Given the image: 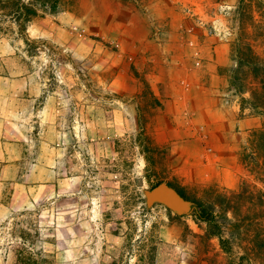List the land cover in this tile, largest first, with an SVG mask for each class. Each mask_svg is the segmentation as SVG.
Wrapping results in <instances>:
<instances>
[{
	"label": "rangeland",
	"instance_id": "rangeland-1",
	"mask_svg": "<svg viewBox=\"0 0 264 264\" xmlns=\"http://www.w3.org/2000/svg\"><path fill=\"white\" fill-rule=\"evenodd\" d=\"M21 2L36 12L27 30L0 15V119L21 110L33 120L36 71L66 134L48 138L64 145L53 167L43 157L33 177L52 180L38 197L51 198L0 218V264H237L242 256L264 264V0ZM35 24L45 35L35 37ZM221 43L229 50V65L216 72L221 111L211 119L187 105L163 106L149 59L161 50L186 54V65L167 76L188 89L185 79L196 86L209 78L199 48ZM23 77L28 84L12 81ZM118 77L135 88L110 89ZM12 138L5 141L20 159L2 178L29 182L46 133L34 147L33 136ZM160 182L184 190L187 209L149 204L147 192ZM13 183L3 181L5 203ZM194 200L226 222L230 255L206 236Z\"/></svg>",
	"mask_w": 264,
	"mask_h": 264
},
{
	"label": "crops",
	"instance_id": "crops-1",
	"mask_svg": "<svg viewBox=\"0 0 264 264\" xmlns=\"http://www.w3.org/2000/svg\"><path fill=\"white\" fill-rule=\"evenodd\" d=\"M45 32L46 31H43V28H41L38 24L33 25V33L35 34V37H41L45 35ZM199 49V55L201 54V57H203L204 52L206 53L207 60H204V62H198L199 64L202 63L205 68L208 67L209 72H203L206 75H209V78H207L208 82L206 81L203 83H199L195 86L192 80L185 79L184 82L187 83L188 89L186 88L182 90L179 83L171 78L169 79L167 73L170 72L171 74V72L181 69V65H186V59H184L183 56H186V54H183L182 52L180 57L179 54H176L175 50V56L173 57L169 56L171 53L170 51L167 52V50H164L163 52L161 50L160 55H154L152 59H149V61L154 64L150 67L151 69H149L147 77H149L150 79V85L155 96L166 108L169 106H171V108H175L176 105L179 106V104H183L187 105V109L189 111H192V113L196 112V110L198 109L201 110V112H203L204 114H209L210 118L212 119L213 115L220 112L223 107V105H221L223 102L219 98V87L223 86V84H221L222 81L220 83V76L216 72L220 66L226 67L227 65H229V50H226V47L222 43L209 48V50H203L201 48ZM152 69L154 70L153 72ZM187 70L190 71L191 68L187 67ZM210 71H213L211 76ZM35 73L36 71H33V96H31V101H33V120H30L29 118L26 119L23 111L21 110H17L18 112L14 114L10 122H6L5 120L0 119V137H2L0 138V162L5 165L4 169L0 170V218L7 217L8 214L14 211L26 209L30 206V204H33L36 201H47L51 198V196H49L50 194L48 195L46 193L40 198L38 197L43 190H48V188L53 186L51 185L52 180H35L33 179V177L37 178L38 174H40H37L36 172L39 171V164H41L43 157H45V160H48L49 157V160L51 161L50 167H53V162L56 161L54 159V153L56 151L62 150L61 146L64 145V142L62 143L48 139L50 136L52 137V135H56V139H60V135L63 134L64 136L66 133L57 130L55 124L57 123L58 114L56 112L50 111L49 101L52 99V96H45V87L47 83L43 80H37L34 77ZM120 80L121 78L118 77L117 79L112 81L109 85V88L114 89L115 91L119 89V91L123 92L125 90L129 92L133 89V87L135 88L134 85L132 86L129 83H124ZM12 81L15 84L17 83L19 86H21L24 83L25 85L28 84L29 79L28 77H23L14 79ZM118 86H120L121 88H119ZM22 101H28V99H19V102ZM195 104L197 105L196 108ZM19 105L20 104H18V106ZM164 111L165 108L163 109V112ZM28 119L29 123L27 122ZM30 122H32V124ZM25 123L29 125V128ZM27 129L28 133H26ZM54 130L56 131V134L53 133ZM42 131L46 133V139L48 140L41 141V149L43 150V153L42 155L41 153H37L40 155H36V157L33 158L30 170L25 175L26 179H29V182L27 180L18 181L14 178L7 177L6 179H3L2 177L4 175L5 169L8 166H11L14 160L20 159V156L19 158H16L11 152L9 145L11 146L12 143L6 142L5 139H7V137L8 139H10V136L14 134V137H16L14 139L12 138L14 141L29 142L31 141L29 140V136H33L32 147H34L38 135H40ZM30 132H33V135ZM63 139L61 140L63 141ZM224 146L225 144H221V147ZM50 151L51 154L49 153ZM43 170L45 171V174L48 170L50 172H53L52 170L47 168H44ZM4 180H9L12 182L14 181V187L11 191L8 203L2 201L3 191L1 186L3 185Z\"/></svg>",
	"mask_w": 264,
	"mask_h": 264
},
{
	"label": "trees",
	"instance_id": "trees-1",
	"mask_svg": "<svg viewBox=\"0 0 264 264\" xmlns=\"http://www.w3.org/2000/svg\"><path fill=\"white\" fill-rule=\"evenodd\" d=\"M0 15L11 17L20 25L21 29L25 31L27 30V25L32 21L33 17L36 16V12L27 4L21 2V0H0ZM159 184H161V182L157 183L155 186ZM177 192L183 199L188 200L184 190H177ZM260 200L264 203V198L260 197ZM193 204L197 207V212L195 214L196 220L206 224V236L211 239H217L223 252L230 255L233 251V247L231 241L225 234L226 222L212 207H208L203 202L194 200ZM258 249L260 252L264 251V242L259 244ZM247 259L246 256H242L237 264H246ZM21 264H46V262H35L33 259L28 258V260H23Z\"/></svg>",
	"mask_w": 264,
	"mask_h": 264
},
{
	"label": "water",
	"instance_id": "water-1",
	"mask_svg": "<svg viewBox=\"0 0 264 264\" xmlns=\"http://www.w3.org/2000/svg\"><path fill=\"white\" fill-rule=\"evenodd\" d=\"M147 201L149 204L164 203L175 210H185L188 207V203L174 189L164 183L147 192Z\"/></svg>",
	"mask_w": 264,
	"mask_h": 264
}]
</instances>
